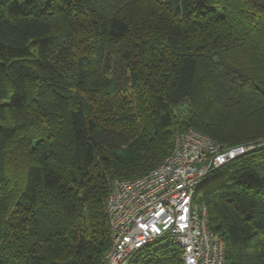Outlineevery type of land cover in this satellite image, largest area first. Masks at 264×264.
<instances>
[{"label": "trees", "instance_id": "obj_1", "mask_svg": "<svg viewBox=\"0 0 264 264\" xmlns=\"http://www.w3.org/2000/svg\"><path fill=\"white\" fill-rule=\"evenodd\" d=\"M259 84L264 0H0V264H99L112 182L158 167L191 128L264 139ZM195 201L227 264H264V144ZM181 255L153 243L131 264Z\"/></svg>", "mask_w": 264, "mask_h": 264}, {"label": "built area", "instance_id": "obj_2", "mask_svg": "<svg viewBox=\"0 0 264 264\" xmlns=\"http://www.w3.org/2000/svg\"><path fill=\"white\" fill-rule=\"evenodd\" d=\"M261 143L227 146L188 129L173 152L136 179H115L107 198L111 244L99 264H131L143 248L175 243L181 264H227L225 240L208 226V209L195 196L214 172Z\"/></svg>", "mask_w": 264, "mask_h": 264}, {"label": "rangeland", "instance_id": "obj_3", "mask_svg": "<svg viewBox=\"0 0 264 264\" xmlns=\"http://www.w3.org/2000/svg\"><path fill=\"white\" fill-rule=\"evenodd\" d=\"M236 58L241 62V60L242 61H245V63H246V65L249 63L248 61V57L246 56V55H244V53L243 52H237L236 53ZM250 63L253 65V67H251V71L253 72V73H256V75H258V73L260 74V73H262V72H260V70H261V68L259 69L258 67H257V65H255L254 63H252L251 61H250ZM262 77V76H261ZM259 86H261V87H264L263 85H261V84H259ZM219 109H223V105L222 104H219ZM175 113L176 114H180L181 116L180 117H182V118H180V119H182V120H184L185 118H186V116H191V115H194L196 112H195V110H194V107H193V105H192V103L190 102V100H187L186 102H185V105L184 106H182V108H181V110H177L176 108H175ZM262 120V119H261ZM263 124H264V122H263ZM262 124V125H263ZM177 134V133H176ZM246 143H261V144H264V139H253V140H251V141H248V142H246ZM167 158V157H166Z\"/></svg>", "mask_w": 264, "mask_h": 264}]
</instances>
